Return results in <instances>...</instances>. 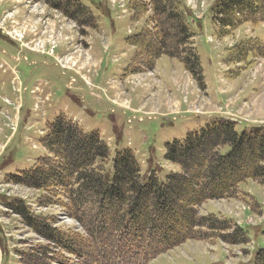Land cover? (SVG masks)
Masks as SVG:
<instances>
[{
  "label": "rangeland",
  "instance_id": "rangeland-1",
  "mask_svg": "<svg viewBox=\"0 0 264 264\" xmlns=\"http://www.w3.org/2000/svg\"><path fill=\"white\" fill-rule=\"evenodd\" d=\"M51 1L0 0V264H33L45 249L51 256L42 260L47 264H89L92 259L63 252L8 208L18 201L51 228L86 236L66 209L72 187L44 191L8 177L32 170L39 158L49 156L40 141L59 115L105 143L106 174L113 176L117 153L128 150L140 175L160 183L179 171L165 161V144L182 143L187 133L222 117L237 124V133L264 126V22L241 24L221 36L214 18L212 24L221 0H179L200 20L190 27L200 86L177 59L161 56L150 69L140 65L147 58L134 62L137 50L128 39L153 27L146 0ZM143 5L147 11L141 13ZM17 87L25 92L19 94ZM18 100L17 117L13 105ZM241 167L249 168L250 161ZM198 168L195 164L193 170ZM238 193L235 199L204 202L197 214L232 220L247 231L248 245L187 240L142 264H253L255 252L264 249V185L247 181ZM27 203L40 214L31 213ZM94 208L86 205L82 211L86 216ZM96 253V263L118 264Z\"/></svg>",
  "mask_w": 264,
  "mask_h": 264
},
{
  "label": "trees",
  "instance_id": "trees-1",
  "mask_svg": "<svg viewBox=\"0 0 264 264\" xmlns=\"http://www.w3.org/2000/svg\"><path fill=\"white\" fill-rule=\"evenodd\" d=\"M146 3L152 12L153 27L128 39L137 50L134 62L139 57L147 58L140 65L150 69L161 56L177 59L203 86L189 10L179 0ZM146 6L138 10L146 12ZM215 13L217 34L224 36L241 24L264 21V0H221ZM49 130L41 140L49 156L39 158L32 170L11 175L9 180L44 191L72 187L66 209L86 236L51 228L50 223L31 215L18 201L9 206L26 227L68 255L89 256V264H98L92 254L100 252L99 257L109 263L142 264L187 240L249 244L244 228L220 216L199 215L197 207L210 200L237 198L238 187L247 181L264 185V126L237 133L231 121L220 119L188 133L182 143H167L164 159L179 171L168 173L164 183L155 177H142L128 150L117 153L113 176L106 174L102 167L109 158L105 143L97 134L83 133L64 115H59ZM223 148L227 152L222 153ZM248 161L250 167L242 168ZM195 164L199 165L197 170H193ZM86 205L95 208L85 216L82 208ZM250 209L255 212V205L250 204ZM39 255L33 264H47L42 260L51 258L46 249ZM253 264H264V249L255 252Z\"/></svg>",
  "mask_w": 264,
  "mask_h": 264
},
{
  "label": "crops",
  "instance_id": "crops-1",
  "mask_svg": "<svg viewBox=\"0 0 264 264\" xmlns=\"http://www.w3.org/2000/svg\"><path fill=\"white\" fill-rule=\"evenodd\" d=\"M199 20V19H198ZM198 20H194V22L192 21L191 22V26H194L196 23H197V21ZM200 21V20H199ZM207 116V115H206ZM212 118H211V120H210V122H212L214 119H213V117L214 116H211ZM223 119H228V118H225V117H222ZM235 127H237V124H235ZM2 148V147H1ZM263 242H264V238H263Z\"/></svg>",
  "mask_w": 264,
  "mask_h": 264
}]
</instances>
